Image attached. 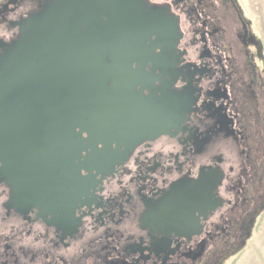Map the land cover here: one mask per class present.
Listing matches in <instances>:
<instances>
[{
  "label": "flooded vegetation",
  "instance_id": "af4514ba",
  "mask_svg": "<svg viewBox=\"0 0 264 264\" xmlns=\"http://www.w3.org/2000/svg\"><path fill=\"white\" fill-rule=\"evenodd\" d=\"M235 0H0V264H227L264 217V68Z\"/></svg>",
  "mask_w": 264,
  "mask_h": 264
},
{
  "label": "rangeland",
  "instance_id": "374dc122",
  "mask_svg": "<svg viewBox=\"0 0 264 264\" xmlns=\"http://www.w3.org/2000/svg\"><path fill=\"white\" fill-rule=\"evenodd\" d=\"M235 1L240 6L244 19L247 21L252 33L257 38L256 49L259 54V64L264 68V0ZM256 239H259L260 242H258V246H256ZM254 247H256L257 249H253ZM249 250H252L253 252H264V217L259 219L251 237L242 247L241 251L237 255L232 257L227 264H239V259L241 258V256ZM253 264L257 263L255 262Z\"/></svg>",
  "mask_w": 264,
  "mask_h": 264
},
{
  "label": "crops",
  "instance_id": "0c3cea01",
  "mask_svg": "<svg viewBox=\"0 0 264 264\" xmlns=\"http://www.w3.org/2000/svg\"><path fill=\"white\" fill-rule=\"evenodd\" d=\"M259 239H260V237H259ZM259 239H256V241H255V242H257V245L255 244L256 246H258V244L260 243ZM253 249L256 250L257 248L254 247ZM262 251H260V252H258V251L253 252L252 250L246 251L244 253V255H242L241 258L239 259V264H253L255 262L257 264H264V252H262Z\"/></svg>",
  "mask_w": 264,
  "mask_h": 264
}]
</instances>
